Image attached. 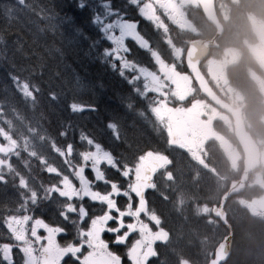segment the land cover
I'll use <instances>...</instances> for the list:
<instances>
[{
    "label": "snow or ice",
    "instance_id": "snow-or-ice-1",
    "mask_svg": "<svg viewBox=\"0 0 264 264\" xmlns=\"http://www.w3.org/2000/svg\"><path fill=\"white\" fill-rule=\"evenodd\" d=\"M158 0H14L0 5V264H192L150 204L174 88L157 48ZM131 41V43H129ZM145 54L141 57L140 52ZM127 86L118 88L113 82ZM102 117L98 136L53 126L43 99ZM115 99L123 114L111 109ZM50 215H45L49 210ZM227 245L206 264H229ZM264 264V253L253 256Z\"/></svg>",
    "mask_w": 264,
    "mask_h": 264
},
{
    "label": "flooded vegetation",
    "instance_id": "flooded-vegetation-1",
    "mask_svg": "<svg viewBox=\"0 0 264 264\" xmlns=\"http://www.w3.org/2000/svg\"><path fill=\"white\" fill-rule=\"evenodd\" d=\"M159 3L168 16L160 23L159 32L155 33L143 21L141 27L158 41V52L163 48L171 54L170 60L169 56L165 57V65L172 61L175 64V68L166 66L174 86L191 90V95L180 98L172 92L177 100L169 108L167 133L160 135L164 140L152 136L148 131L151 127L147 126L143 129L145 133L142 132L141 145L157 146L159 151L153 160L163 164L157 171L156 183L167 200L150 190V204L154 201L155 207L164 213L174 242L176 235L182 234L178 251L194 262L199 253L190 252L178 223V219L190 216H185L179 193H188L191 201L187 208H192L191 213L199 219L207 218L208 230L213 232L209 220L217 203L215 186L197 203L196 177L213 185L217 181L216 173H222L218 179L224 188L221 198L229 186L224 175L231 174L233 158L238 160V170L243 171L244 152L236 137L235 114L219 107L202 92L186 65V51L193 40L198 43L209 40L205 45L209 46L208 52L200 60L199 68L215 94L241 116L260 153V164L238 200L251 205L256 216L264 217V0H216L220 28L207 20L198 0H160ZM140 55L145 56L142 51ZM188 223L194 235V222Z\"/></svg>",
    "mask_w": 264,
    "mask_h": 264
},
{
    "label": "trees",
    "instance_id": "trees-1",
    "mask_svg": "<svg viewBox=\"0 0 264 264\" xmlns=\"http://www.w3.org/2000/svg\"><path fill=\"white\" fill-rule=\"evenodd\" d=\"M118 1V0H116ZM13 3L14 0H0V5L4 3ZM121 0L119 1V3ZM2 23V22H0ZM3 79V72L0 71V82ZM118 88L123 90H127L126 85H122L119 82H113ZM43 103L45 105V110L47 115L51 118L53 126H56L57 123L61 120H72L76 124L83 125L86 127L88 125V121H82L80 116H73L70 114L67 108V100H62L59 103L49 102L47 97L43 99ZM110 107L112 110L123 114L120 110L119 103L113 99L110 101ZM96 125L100 126L98 131H102L101 123L96 120L93 121L92 126ZM145 133V131H142ZM144 142V138H141L140 143ZM244 225H236L234 223L235 228V240H234V250L233 255L229 261V264H254L253 256L260 255L264 253V218H260L251 214L247 215V218ZM199 248V244L197 245ZM200 249V248H199Z\"/></svg>",
    "mask_w": 264,
    "mask_h": 264
},
{
    "label": "water",
    "instance_id": "water-1",
    "mask_svg": "<svg viewBox=\"0 0 264 264\" xmlns=\"http://www.w3.org/2000/svg\"><path fill=\"white\" fill-rule=\"evenodd\" d=\"M201 3L207 12L208 16L212 17V14L214 13V0H201ZM199 47L192 43V46L187 54V64L192 72V74L195 76V79L198 81L199 85L202 87V89L208 94L210 98L215 100L219 105L222 106V104L215 98L211 90L209 89L206 81L204 80L200 70H199ZM227 110H229V107H226ZM235 114L236 117V128H237V135L239 138V141L245 151V170L240 180L235 181L232 183L230 190L223 196V200L221 203V209L229 195L235 192H239L242 187L244 186V183L248 179L249 172L253 170L258 164H259V151L258 147L255 144L254 140L251 138V136L245 131L243 122L241 120V116H238ZM215 215L217 217H222L223 221L226 223L225 219V213L222 212V210H215ZM228 225V224H227ZM229 226V225H228ZM232 237L233 232L230 231V234L226 236V238L220 243L221 245H227L232 250Z\"/></svg>",
    "mask_w": 264,
    "mask_h": 264
},
{
    "label": "bare ground",
    "instance_id": "bare-ground-1",
    "mask_svg": "<svg viewBox=\"0 0 264 264\" xmlns=\"http://www.w3.org/2000/svg\"><path fill=\"white\" fill-rule=\"evenodd\" d=\"M178 223H180V230L183 232L184 234V242L185 244L188 245V249L190 250L191 253L195 252V254L197 255L200 251L199 248H197V244L195 243L194 237L192 236V230L189 228V223H188V219H183L180 220L178 219ZM242 222H240L238 224L239 225H244L246 221L241 220ZM237 225V224H236ZM184 249L186 250L187 248L184 247ZM203 253V252H202Z\"/></svg>",
    "mask_w": 264,
    "mask_h": 264
},
{
    "label": "rangeland",
    "instance_id": "rangeland-1",
    "mask_svg": "<svg viewBox=\"0 0 264 264\" xmlns=\"http://www.w3.org/2000/svg\"><path fill=\"white\" fill-rule=\"evenodd\" d=\"M173 90L176 92V94L178 95V97L180 98H185L187 97L188 94L191 95V90H187L183 87L179 88L178 86H174ZM170 109H168V112L166 113L167 115L169 114ZM215 233V232H214ZM211 234V233H209ZM214 235V234H213Z\"/></svg>",
    "mask_w": 264,
    "mask_h": 264
}]
</instances>
